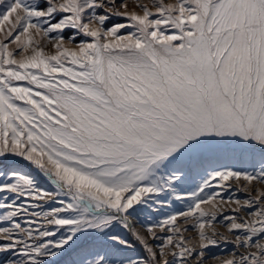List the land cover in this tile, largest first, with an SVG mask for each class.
<instances>
[{"label":"snow or ice","instance_id":"obj_1","mask_svg":"<svg viewBox=\"0 0 264 264\" xmlns=\"http://www.w3.org/2000/svg\"><path fill=\"white\" fill-rule=\"evenodd\" d=\"M138 7L0 0V158H21L55 189L0 171V264H264L254 186L264 185V0ZM113 17L124 22L109 26ZM220 154L259 171L214 169L177 191ZM241 179L255 195L208 191ZM166 197L191 203L142 236L134 213L170 206ZM227 203L233 214L220 218L234 239L214 227ZM134 241L147 258L125 254ZM221 243L234 250L209 257Z\"/></svg>","mask_w":264,"mask_h":264},{"label":"rangeland","instance_id":"obj_2","mask_svg":"<svg viewBox=\"0 0 264 264\" xmlns=\"http://www.w3.org/2000/svg\"><path fill=\"white\" fill-rule=\"evenodd\" d=\"M127 4V9L121 8V11H127L129 13L131 12H138L142 14L141 9L138 7L140 4H147L151 7L153 0H117V7L120 6L121 3ZM168 3H174L175 0H166ZM155 11V9H153ZM124 20L118 17H113L111 21H109V26L111 24L116 23H123ZM69 33L66 32L65 35L67 36ZM3 33H0V39H3ZM66 46L69 48H75V44L67 42ZM11 47L14 49L15 45H11ZM49 53L53 52L54 50L49 47L48 49ZM22 58L21 56H17V59ZM233 168L240 171H259V162H257L256 167L253 168L252 163L250 160L241 161L239 159L233 158L227 154H220L215 155L209 158V160L203 165L201 168H197L193 170L189 175L186 177L185 182L183 185H181L177 191L186 193L194 190L197 185L202 181V178L207 174V172L212 171L214 169L219 168ZM0 171L8 172V171H18L25 174H30L34 176L39 185L42 188H45L49 191H54V186L51 184L50 181L47 180V178L43 177L38 170L35 169L34 166L30 165L28 162L23 161L19 157H9L8 159L4 160L3 158H0ZM228 184H230V187L225 186V188H215L210 189L208 191H221L222 195L225 199H228L231 197L232 201H235L236 199L244 200L246 198H250L251 195H255V192L252 191V185H247V183L241 179L238 181H229ZM254 186L256 189V192H259L261 190H264V185H261L259 182H254ZM167 200H169L170 206H162L160 207L159 211L152 210L155 206H152V208H139L136 213H134L132 217V224L134 227L140 232L142 236L147 235L145 231V227L148 224H155L159 220L164 219L166 216H168L171 213L186 210L191 203L190 200L185 199L183 201H176L173 200L172 197H166ZM54 205H48V207H52ZM203 207L208 208V205H204ZM235 203H227L222 206V213H217L218 215V222L214 224L215 230L223 233L226 236H229V239H234V237L227 232L225 228V223L222 218H220L222 215H232L231 209L235 208ZM5 210H0V214ZM241 215L246 216L247 212L241 213ZM194 223V221L190 220L189 225ZM189 225H182V227H188ZM210 231V230H209ZM127 234V233H126ZM163 234V233H158ZM129 239H134L131 234H127ZM186 237L194 238L196 236V230L189 227V230L185 233ZM195 243V240L192 241ZM135 248L133 250H127L126 255L131 256H137V257H145L147 258V253L145 250L141 247L139 242H135ZM149 243L151 244H158L159 241H152L149 240ZM233 245L231 243L224 244L221 243L219 247H213L210 248L207 251V254L209 257H219L221 259L227 258L228 255L233 251ZM242 251V249H241ZM208 264H219L218 260L209 259Z\"/></svg>","mask_w":264,"mask_h":264}]
</instances>
